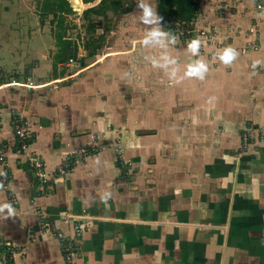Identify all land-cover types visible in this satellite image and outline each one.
<instances>
[{
    "label": "crops",
    "instance_id": "obj_1",
    "mask_svg": "<svg viewBox=\"0 0 264 264\" xmlns=\"http://www.w3.org/2000/svg\"><path fill=\"white\" fill-rule=\"evenodd\" d=\"M258 16L254 26L258 45L242 54L248 38L238 36L234 44L239 55L231 65L200 54L208 65L203 80L185 75L188 64L198 58L187 52H170L182 68L174 79L154 67L155 76H162L154 88L160 94L153 102L145 99L150 105L138 107L134 122L159 131L127 147L125 156L137 171L129 179L120 175L110 152L103 150L46 183L41 192L17 156L9 124L10 108L37 117L30 146L50 171L63 154L88 145L91 134L103 128L90 112V105L97 107L89 104L95 98L85 103L83 98H89L90 90L111 93V77L89 76L47 94L0 82V153L5 158L0 174L7 181L0 187V205L11 204L15 210L13 217L0 213V264H67L55 232L71 236L75 225L80 227V239L70 264H264V145L252 152L254 157L251 153L237 158L238 140L233 136L247 118L264 126V11ZM3 37L2 65L30 54L33 41L22 38L18 45V37ZM27 46L29 52L19 56V48ZM181 89L194 101L204 96L225 112L232 110L233 116L208 123L207 117L169 115L167 107ZM199 135L207 138L200 154L179 158L172 143L181 136L190 144Z\"/></svg>",
    "mask_w": 264,
    "mask_h": 264
},
{
    "label": "rangeland",
    "instance_id": "obj_2",
    "mask_svg": "<svg viewBox=\"0 0 264 264\" xmlns=\"http://www.w3.org/2000/svg\"><path fill=\"white\" fill-rule=\"evenodd\" d=\"M77 1L84 5L80 11L72 7V0H68L71 10L69 12L56 11L54 14L50 11L45 12V8H42L44 0H0V37L5 38L4 34L16 36L19 38L18 45L22 38H27L29 42L33 41L32 44L29 43L32 47L30 54L22 55L29 52V46H27V50L23 49L25 46L19 48L21 54L18 53V55L24 56L22 61H15L4 66V64L2 65L4 57H1L0 82H4L10 88L16 87V89L22 88L39 94L41 92L47 94V90H57L61 85L83 78L85 80L93 75L101 77L107 75L112 80L109 85L111 93L90 90L89 96L87 95L89 98H83L84 103L90 98H95L89 104L96 103L97 107L90 105V112L92 117L98 118L104 123L103 128H99L95 134H91L92 140L88 145L77 147L76 152L72 150L63 154L58 165L50 171L45 169V162L42 161L36 149L33 150L30 146L35 138L33 127H35L34 123H36L35 118L37 117L28 115L19 109H8L9 124L15 138L17 156L23 159L41 192H45L46 183L67 175L75 165L85 163L86 157L97 155L103 150L110 152L112 164L119 170L120 175L129 179L137 171L134 170L133 161L125 156L127 147L133 146L134 141L139 143V140L143 141L144 138L148 140L159 131L152 126L134 122L140 108L150 105L149 103L153 102L155 95L160 94L154 91V88L159 86V81L162 80V76H155L154 66L150 59H147L155 55L158 56L159 50L145 48L142 45L145 26L139 21L138 0H119V11L107 10L104 15L88 12L87 17H84V11L95 6L100 0H94L87 4L82 3L81 0ZM258 1L260 0H193L196 4V13L188 23L179 21L176 15H168L167 20L163 19L164 30L172 31L178 37V43L171 51L189 53L187 51L188 42L200 38L202 41L200 54L208 59H210L209 56L214 55L217 59L223 49L237 48L234 40L238 36L248 39L253 36V39L250 41L247 39L241 47L242 54L249 53L250 49L253 50L258 45L256 39L258 31L254 26L260 19L258 15L264 11V7L262 9L255 7ZM261 1L264 2V0ZM48 2L51 3L54 0ZM146 2L156 10L158 0H146ZM261 19L264 20V18ZM60 20L62 28H64L65 39L76 44V57L55 65L53 59L57 47L53 34L58 30ZM12 25L14 27L11 28ZM0 42L4 41L0 40ZM0 46L3 45L0 44ZM175 58L178 57L175 56ZM179 59L182 60L180 57ZM214 64L212 62L210 66L214 67ZM55 67L58 68L56 73L54 72ZM84 68L85 70H83ZM180 70H182L181 67ZM186 80L190 81L191 79L186 78ZM188 93L186 89H181V93L173 95V100L167 107L169 115L188 114L200 118L207 117L208 123L217 120L216 123H221L223 118L233 116L232 110L227 113L225 112L226 108L215 106V103L204 96L194 101L190 99V93ZM253 95L254 93H252ZM249 96L251 97V94ZM110 97L113 100H110V105L106 106ZM145 99L150 102H145ZM164 107L165 105L161 108L164 109ZM85 108L87 109V107ZM149 108L153 109V107ZM245 110L252 111L249 106H245ZM159 111L160 107H158ZM82 127L86 132L88 127ZM237 130V133L233 135L238 140L237 158L238 155L239 157L248 156L264 145V126L252 124L250 118L244 119L241 127L238 126ZM17 132L22 133V137ZM73 135L70 134V136ZM54 140L59 142V138L56 136ZM177 141V143H172V148L174 151L177 149L178 154L182 155L179 158L183 159L190 152L198 156L200 154L198 149L201 148L203 142L207 144V138L202 135L190 144L184 141L181 136ZM223 144H225L224 141ZM22 145H24V150L21 149ZM188 150L189 152H187ZM4 160L3 154L0 153V166L4 164ZM4 177L3 174H0V187L6 185L7 181ZM7 195L10 200H14V196L10 195L8 191ZM47 228L53 231L51 225H47ZM73 255H75V251Z\"/></svg>",
    "mask_w": 264,
    "mask_h": 264
},
{
    "label": "clouds",
    "instance_id": "obj_3",
    "mask_svg": "<svg viewBox=\"0 0 264 264\" xmlns=\"http://www.w3.org/2000/svg\"><path fill=\"white\" fill-rule=\"evenodd\" d=\"M137 8L139 9V21L145 26V35L142 40L143 47L159 50L158 56L148 57L147 59H150L154 67L164 70L170 78H176L180 71V65L170 52L178 43V37L172 31L164 30V27H162L163 17L146 0H138ZM201 46L202 41L200 38L188 42L187 51L193 57L198 58L188 64L185 75L190 78L203 80L208 72V65L200 56ZM238 55L239 53L235 49L228 47L223 49L219 59L225 65H231ZM5 211H7V217L15 215V210L11 204L0 205V213Z\"/></svg>",
    "mask_w": 264,
    "mask_h": 264
},
{
    "label": "trees",
    "instance_id": "obj_4",
    "mask_svg": "<svg viewBox=\"0 0 264 264\" xmlns=\"http://www.w3.org/2000/svg\"><path fill=\"white\" fill-rule=\"evenodd\" d=\"M49 0H44L42 8L46 11L53 12L56 11H66L69 12L71 8L69 7L68 0H54V2L49 3ZM94 0H81L82 3L87 4L93 2ZM48 7L46 8V6ZM119 0H100L95 6L90 7L84 11V17L88 12H93L95 15H104L107 10L112 12L119 11L120 9ZM156 10L164 20H167L168 15H176L179 21L188 23L192 20L196 13V4L193 0H158ZM61 20L59 21L58 30L54 33L56 55L54 60L59 63H63L72 57H76V44L71 42L69 39H65L64 28H62Z\"/></svg>",
    "mask_w": 264,
    "mask_h": 264
},
{
    "label": "built area",
    "instance_id": "obj_5",
    "mask_svg": "<svg viewBox=\"0 0 264 264\" xmlns=\"http://www.w3.org/2000/svg\"><path fill=\"white\" fill-rule=\"evenodd\" d=\"M255 5L257 9H262L264 7V2L260 0ZM188 31L189 30H187L186 32ZM17 134L22 137V133L17 132ZM21 149L24 150V145H22ZM73 230V234L67 237L64 235V233L60 231L55 232V236L61 241L60 247L62 250L63 258L67 264L71 263L73 258V252L75 251L76 245L78 244L80 239V227H78V225H75L73 227Z\"/></svg>",
    "mask_w": 264,
    "mask_h": 264
},
{
    "label": "bare ground",
    "instance_id": "obj_6",
    "mask_svg": "<svg viewBox=\"0 0 264 264\" xmlns=\"http://www.w3.org/2000/svg\"><path fill=\"white\" fill-rule=\"evenodd\" d=\"M72 7L76 9L77 11H80L82 7H84L83 4H80L77 0H72Z\"/></svg>",
    "mask_w": 264,
    "mask_h": 264
}]
</instances>
